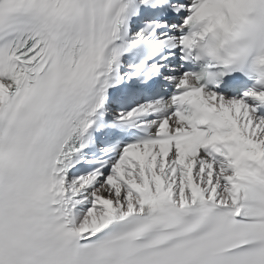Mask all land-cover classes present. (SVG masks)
<instances>
[{"label":"snow or ice","instance_id":"6c2138e0","mask_svg":"<svg viewBox=\"0 0 264 264\" xmlns=\"http://www.w3.org/2000/svg\"><path fill=\"white\" fill-rule=\"evenodd\" d=\"M229 38L264 46V0H0V264H264Z\"/></svg>","mask_w":264,"mask_h":264},{"label":"clouds","instance_id":"9594fccd","mask_svg":"<svg viewBox=\"0 0 264 264\" xmlns=\"http://www.w3.org/2000/svg\"><path fill=\"white\" fill-rule=\"evenodd\" d=\"M239 30V29H238ZM226 43L225 49L221 50L220 55L223 59L218 60L222 68L226 70V74L230 75L236 71H239L240 61V48L245 49V64H248L251 75L255 78L256 83H264V64H262L261 58H264V46L252 47L243 39L237 41L238 48H234L232 43ZM215 44V38L209 36L207 39L200 41L196 49L197 53L205 60H215V57L208 56V50Z\"/></svg>","mask_w":264,"mask_h":264}]
</instances>
